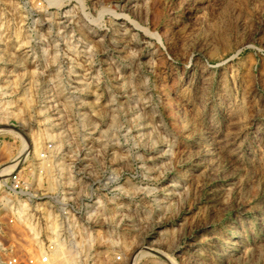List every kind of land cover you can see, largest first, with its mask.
<instances>
[{"label":"rangeland","instance_id":"1","mask_svg":"<svg viewBox=\"0 0 264 264\" xmlns=\"http://www.w3.org/2000/svg\"><path fill=\"white\" fill-rule=\"evenodd\" d=\"M0 123V264L34 253L6 196L88 264H264V0H0Z\"/></svg>","mask_w":264,"mask_h":264},{"label":"bare ground","instance_id":"2","mask_svg":"<svg viewBox=\"0 0 264 264\" xmlns=\"http://www.w3.org/2000/svg\"><path fill=\"white\" fill-rule=\"evenodd\" d=\"M112 17L115 20L116 17H118V16H116V14H114V16L112 15ZM135 26H136V28L132 29L130 33H132V31H136V29L142 31L143 40L147 41L148 39H152L155 36L154 34L148 32L146 29H144L142 26L137 25L136 23H134V27ZM136 34L138 35L139 33L137 32ZM3 124L4 123H0V125H3ZM15 135L18 136L20 139H22L24 141V144H25V142H27L28 146H31L32 143H30L28 141V138L26 137V135H21L18 133ZM43 141H45V140H43ZM33 144L34 145L32 148H30V147L28 148V149H30V152L32 151V153L36 157L35 159H37V161L41 160L42 162L46 163L45 162L46 160H43L39 155V152H38L39 148H38L37 143H33ZM53 148L54 149H52L50 152H48V153H50V156L48 157V161H50L51 158H55V156L58 154V152L60 150V147H53ZM39 164L41 166L44 165L43 163H39ZM16 167H17V164L15 163V164L10 165L6 169L2 170L0 173V178L7 175L8 170H12ZM59 174L61 175L60 179L57 178L59 176ZM37 177L38 178H37L36 182L39 185H41L43 180H44V177H42L40 174H38ZM57 177L52 180V188L53 189H56V188H58V186L62 185L60 183L62 181V178H63L62 170H58ZM1 183H2V181H0V184ZM63 197L65 198L66 196L64 195ZM10 198H7V196H6L5 200L8 204L14 206V210H16L15 214L18 216L17 220L19 221V223L21 225L26 223L25 225L26 226L28 225L27 228H29V229H26L27 231L29 230L36 235L39 234L41 230L39 231L40 228L38 229V226H40V224L30 222V220H28V218H27L28 216H30L29 214L31 211V210H29L30 208H29V205L27 204L28 202H26L24 200H20V199H18L17 201H14ZM65 210H66V208H65ZM38 211L36 210L37 213H38ZM43 214H44V218H46V220H44V222L46 221L45 222V228L43 227V229H44V231L47 232V234H49V239L52 240L53 242L57 243L56 244L57 246L54 248V250L47 252V255H48V263L47 264H83V262H85V264L86 263L88 264V261L90 259H93V256L91 255V251H92L93 243H94L95 239H94V235L92 234V232H89V229H87V228H82L80 225H77L76 222H74V220L72 221L73 218H71V222H70L69 216L64 217L62 215H57V214L55 215L53 213V210L48 209ZM32 215H34V214H32ZM29 238H31V237H29ZM30 240H32V239H30ZM33 250H34V248H33ZM82 260H84V261H82Z\"/></svg>","mask_w":264,"mask_h":264},{"label":"built area","instance_id":"3","mask_svg":"<svg viewBox=\"0 0 264 264\" xmlns=\"http://www.w3.org/2000/svg\"><path fill=\"white\" fill-rule=\"evenodd\" d=\"M28 186H29L28 182L24 181L19 176V174L13 172L9 176L8 182L5 184V191L7 193H15V194L21 193L24 190H26ZM40 233L37 235L32 233L34 234L35 238L31 236L32 239L31 241L33 242V247H34V253L27 254L25 257L16 256L10 259L8 261V264H47L48 263L47 252L54 250V248L57 246L56 245L57 243L53 242L50 239L48 240L44 239L43 235H40Z\"/></svg>","mask_w":264,"mask_h":264}]
</instances>
